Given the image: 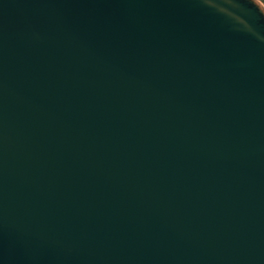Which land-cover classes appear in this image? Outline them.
Segmentation results:
<instances>
[{
	"label": "water",
	"instance_id": "water-1",
	"mask_svg": "<svg viewBox=\"0 0 264 264\" xmlns=\"http://www.w3.org/2000/svg\"><path fill=\"white\" fill-rule=\"evenodd\" d=\"M0 264H264V5L0 0Z\"/></svg>",
	"mask_w": 264,
	"mask_h": 264
},
{
	"label": "trees",
	"instance_id": "trees-1",
	"mask_svg": "<svg viewBox=\"0 0 264 264\" xmlns=\"http://www.w3.org/2000/svg\"><path fill=\"white\" fill-rule=\"evenodd\" d=\"M264 5V0H259Z\"/></svg>",
	"mask_w": 264,
	"mask_h": 264
}]
</instances>
